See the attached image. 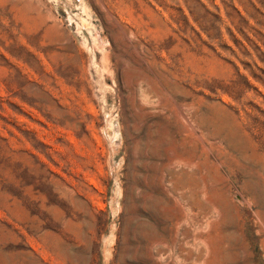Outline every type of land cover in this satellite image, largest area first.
Listing matches in <instances>:
<instances>
[{
	"label": "rangeland",
	"instance_id": "rangeland-1",
	"mask_svg": "<svg viewBox=\"0 0 264 264\" xmlns=\"http://www.w3.org/2000/svg\"><path fill=\"white\" fill-rule=\"evenodd\" d=\"M0 264H264V0H0Z\"/></svg>",
	"mask_w": 264,
	"mask_h": 264
}]
</instances>
